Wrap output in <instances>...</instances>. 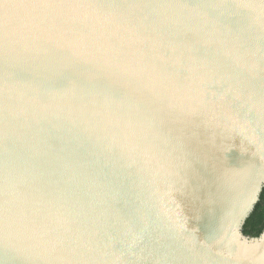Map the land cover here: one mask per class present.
Returning <instances> with one entry per match:
<instances>
[{"label": "water", "instance_id": "1", "mask_svg": "<svg viewBox=\"0 0 264 264\" xmlns=\"http://www.w3.org/2000/svg\"><path fill=\"white\" fill-rule=\"evenodd\" d=\"M264 0H0V264H264Z\"/></svg>", "mask_w": 264, "mask_h": 264}, {"label": "trees", "instance_id": "2", "mask_svg": "<svg viewBox=\"0 0 264 264\" xmlns=\"http://www.w3.org/2000/svg\"><path fill=\"white\" fill-rule=\"evenodd\" d=\"M264 229V187L261 190L259 200L246 219L243 232L251 236H258Z\"/></svg>", "mask_w": 264, "mask_h": 264}]
</instances>
